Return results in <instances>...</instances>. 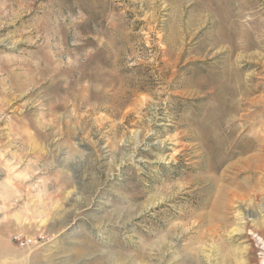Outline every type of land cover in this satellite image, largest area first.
Instances as JSON below:
<instances>
[{"label":"rangeland","instance_id":"1","mask_svg":"<svg viewBox=\"0 0 264 264\" xmlns=\"http://www.w3.org/2000/svg\"><path fill=\"white\" fill-rule=\"evenodd\" d=\"M0 264L264 263V0H0Z\"/></svg>","mask_w":264,"mask_h":264},{"label":"crops","instance_id":"2","mask_svg":"<svg viewBox=\"0 0 264 264\" xmlns=\"http://www.w3.org/2000/svg\"><path fill=\"white\" fill-rule=\"evenodd\" d=\"M2 257H3V256H2V255H0V261H1V260H4V259H1Z\"/></svg>","mask_w":264,"mask_h":264},{"label":"bare ground","instance_id":"3","mask_svg":"<svg viewBox=\"0 0 264 264\" xmlns=\"http://www.w3.org/2000/svg\"><path fill=\"white\" fill-rule=\"evenodd\" d=\"M264 264V263H263Z\"/></svg>","mask_w":264,"mask_h":264}]
</instances>
